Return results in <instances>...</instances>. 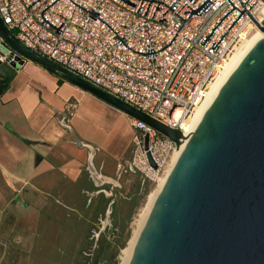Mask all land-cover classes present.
Wrapping results in <instances>:
<instances>
[{
  "label": "built area",
  "instance_id": "1",
  "mask_svg": "<svg viewBox=\"0 0 264 264\" xmlns=\"http://www.w3.org/2000/svg\"><path fill=\"white\" fill-rule=\"evenodd\" d=\"M262 9L264 0H0V20L26 50L184 133L183 121ZM19 58L0 33V63ZM131 127L135 169L148 179L163 170V149L175 148L140 120Z\"/></svg>",
  "mask_w": 264,
  "mask_h": 264
},
{
  "label": "water",
  "instance_id": "2",
  "mask_svg": "<svg viewBox=\"0 0 264 264\" xmlns=\"http://www.w3.org/2000/svg\"><path fill=\"white\" fill-rule=\"evenodd\" d=\"M252 21L264 32V20ZM0 33L24 59L140 120L175 149L185 139L182 132L26 50L8 36L1 20ZM23 64L21 58L17 64L0 63V83L10 81ZM147 145L145 136L146 150ZM146 156L157 171L150 153ZM88 165L96 174L91 156ZM128 264H264V38L243 57L187 138Z\"/></svg>",
  "mask_w": 264,
  "mask_h": 264
},
{
  "label": "crops",
  "instance_id": "3",
  "mask_svg": "<svg viewBox=\"0 0 264 264\" xmlns=\"http://www.w3.org/2000/svg\"><path fill=\"white\" fill-rule=\"evenodd\" d=\"M88 102L108 108L28 59L0 83V264H57L48 260L56 247L51 237L72 233L66 218L93 227L110 202L113 215L142 190L147 177L135 169L137 133L132 147L116 144L114 122Z\"/></svg>",
  "mask_w": 264,
  "mask_h": 264
},
{
  "label": "rangeland",
  "instance_id": "4",
  "mask_svg": "<svg viewBox=\"0 0 264 264\" xmlns=\"http://www.w3.org/2000/svg\"><path fill=\"white\" fill-rule=\"evenodd\" d=\"M86 104L94 110L99 117L114 122L116 129L114 142H116V144L118 143L120 146L129 145L132 147L134 144L133 136L137 131L131 127L130 121L135 118L121 111L118 112L116 108L107 103L106 107L108 108H100L93 102H88ZM172 148L175 147L172 146ZM163 153L165 158L163 170L152 174L150 178L144 182V186L139 194L135 196V200L128 203L120 202L118 204L115 213L109 217L108 224L106 223L107 226L104 237H102L103 235H101V237L98 235V242L95 244V238H97L95 235L98 233L100 225H97L99 223L93 227H89L75 215L71 216V218H66L65 224L69 230H72V233L65 234L64 236V234L58 232L56 237H51V242L53 244L56 243V247L53 249L52 245L48 260L50 262H56L57 264H99V259L104 256L106 259H111L109 264H121V251L127 247L128 241L132 235V230L134 229L135 221L138 220L139 216L143 213L148 203L149 194L156 188L159 179L163 178L167 169H169L170 160L174 152L172 149L164 148ZM124 190L123 195L125 196L129 191L126 193ZM89 229L91 230L89 231ZM112 233L116 234L114 239L111 238L112 235L110 234ZM116 259H118V261Z\"/></svg>",
  "mask_w": 264,
  "mask_h": 264
},
{
  "label": "bare ground",
  "instance_id": "5",
  "mask_svg": "<svg viewBox=\"0 0 264 264\" xmlns=\"http://www.w3.org/2000/svg\"><path fill=\"white\" fill-rule=\"evenodd\" d=\"M260 22L264 20V9L261 10L259 13ZM249 30V27L247 28ZM261 38H264V32L260 31L257 27L255 29L250 30V34L248 37L244 38L242 42L236 46L229 56L228 61L224 65L223 69L220 70L217 75L215 76L214 80L209 85L208 93L205 99L202 101L200 105H197L192 114L183 121V135L185 139L182 141L179 148L174 150L173 156L170 160L169 169L165 173V176L157 182L156 188L149 194L148 196V203L143 211V213L139 216V219L134 223V229L132 230V235L130 240L128 241L127 247L121 251V264H128L130 259L132 250L136 245L140 232L146 222L148 214L151 210V207L161 190L168 174L170 173L171 169L173 168L182 148L184 147L185 143L187 142V138L194 132L195 128L197 127L199 121L201 120L203 114L217 95L219 89L228 79V77L232 74V72L236 69L240 61L243 57L248 53V51L253 47V45ZM177 116V115H175Z\"/></svg>",
  "mask_w": 264,
  "mask_h": 264
},
{
  "label": "flooded vegetation",
  "instance_id": "6",
  "mask_svg": "<svg viewBox=\"0 0 264 264\" xmlns=\"http://www.w3.org/2000/svg\"><path fill=\"white\" fill-rule=\"evenodd\" d=\"M112 205H113V202H110V203L108 204L107 208H106V211H105V213H104L103 218H99V219H98V221H99L98 226H99V225H100V226H99V229H98V233L95 235V237H97L98 235H99V237H101V235H102L103 233H105V231H106V226H107V224H108V219H109V217L112 215ZM98 221H97V222H98ZM106 223H107V224H106ZM96 242H98V237L95 238V244H96ZM108 260H109V259H105V261H103L102 263H99V264H106Z\"/></svg>",
  "mask_w": 264,
  "mask_h": 264
},
{
  "label": "trees",
  "instance_id": "7",
  "mask_svg": "<svg viewBox=\"0 0 264 264\" xmlns=\"http://www.w3.org/2000/svg\"><path fill=\"white\" fill-rule=\"evenodd\" d=\"M110 261H111V259H109V260L107 261V263L109 264V263H110Z\"/></svg>",
  "mask_w": 264,
  "mask_h": 264
}]
</instances>
